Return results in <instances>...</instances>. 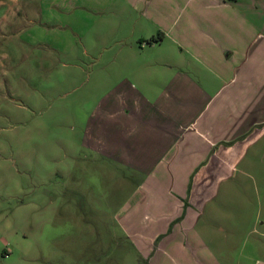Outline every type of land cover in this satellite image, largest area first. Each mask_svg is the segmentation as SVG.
Listing matches in <instances>:
<instances>
[{
  "label": "rangeland",
  "instance_id": "1",
  "mask_svg": "<svg viewBox=\"0 0 264 264\" xmlns=\"http://www.w3.org/2000/svg\"><path fill=\"white\" fill-rule=\"evenodd\" d=\"M104 2L0 0V264H264L254 170L194 210L191 248L177 223L137 222L143 204L120 219L134 180L90 148L128 69Z\"/></svg>",
  "mask_w": 264,
  "mask_h": 264
},
{
  "label": "crops",
  "instance_id": "2",
  "mask_svg": "<svg viewBox=\"0 0 264 264\" xmlns=\"http://www.w3.org/2000/svg\"><path fill=\"white\" fill-rule=\"evenodd\" d=\"M122 1L102 7L128 69L90 148L134 180L120 219L143 204L137 222L177 223L191 248L194 210L237 174L264 192V0Z\"/></svg>",
  "mask_w": 264,
  "mask_h": 264
},
{
  "label": "trees",
  "instance_id": "3",
  "mask_svg": "<svg viewBox=\"0 0 264 264\" xmlns=\"http://www.w3.org/2000/svg\"><path fill=\"white\" fill-rule=\"evenodd\" d=\"M150 40H156V38H150Z\"/></svg>",
  "mask_w": 264,
  "mask_h": 264
}]
</instances>
